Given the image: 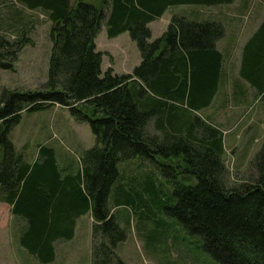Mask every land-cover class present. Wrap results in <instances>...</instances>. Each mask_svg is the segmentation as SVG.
Instances as JSON below:
<instances>
[{"label": "trees", "instance_id": "obj_1", "mask_svg": "<svg viewBox=\"0 0 264 264\" xmlns=\"http://www.w3.org/2000/svg\"><path fill=\"white\" fill-rule=\"evenodd\" d=\"M27 9L40 8L51 22L52 48L47 80L39 89H4L0 95V202L24 222L20 243L40 263L53 261L57 240H70L76 219L93 218L91 264H126L116 246L125 237L107 205L118 178V163L136 157L150 160L173 184L175 202L167 211L203 239L205 251L220 264H264V143L251 162L255 178L229 186L222 157L223 134L191 113L207 107L221 83L222 54L214 40L220 23L172 15L161 36L150 40L148 23L170 6L216 5L233 0H0ZM0 26V68H13L30 38L17 8ZM104 23L108 38L128 31L141 62L131 73L101 71L95 37ZM22 26V27H21ZM240 75L264 98V19L245 42ZM59 105L87 122L95 144L84 150L80 171L62 172L53 147L38 145L29 162L8 137L20 113ZM198 121L200 123H198ZM151 122L157 133H151ZM164 140H174L172 152ZM179 142L182 143L179 146ZM185 161L167 165L160 155ZM178 158V156H177ZM156 163V164H155ZM182 166V167H181ZM177 167L182 170L177 171ZM135 177L132 178L134 180ZM144 190H125L127 204L144 207ZM121 191V192H120ZM134 192V193H133ZM122 194V193H121ZM158 208L160 206H157ZM156 206L151 207L155 209Z\"/></svg>", "mask_w": 264, "mask_h": 264}, {"label": "rangeland", "instance_id": "obj_2", "mask_svg": "<svg viewBox=\"0 0 264 264\" xmlns=\"http://www.w3.org/2000/svg\"><path fill=\"white\" fill-rule=\"evenodd\" d=\"M245 1L247 6L257 2L235 0L239 11ZM73 2L74 0H71V3ZM14 6L21 13L19 19L25 26L23 29L28 30L26 35L30 38V43L21 49L13 68H0V95L4 89H39L47 80L52 48L51 22L45 15L31 11L20 3H12L10 7L0 3V26L9 22V17L15 15L12 14ZM204 7L206 11L214 9L212 6L198 4L170 6L161 18L152 22L150 40L162 35L172 15H181L190 20L204 19ZM242 12L243 15L238 20V29H234L237 23L225 19L228 28H225L224 40L230 42L236 33L234 37L236 46L233 50L235 60L231 63L226 62V66L230 67L228 73L231 78L238 74L239 52L250 32L246 25L255 18L248 9L245 13ZM246 21L248 22L245 23ZM241 25H245L246 28L240 30ZM8 32L11 34L10 38L16 34L15 31L7 30L6 35ZM94 42L96 50L101 53L102 74L108 68L117 75L131 73L141 62L139 49L128 31L117 37L108 38L105 25L102 23ZM226 89L227 93L217 94L210 105L203 109L191 112L178 111L191 113L193 119L196 116L200 122L206 121L222 132L224 151L221 158L226 167V181L229 186H236L255 178L251 162L264 143V98L254 99L259 94L254 95L250 90L243 95H235L233 86L230 85ZM8 137L16 153L22 155L26 162L30 163L37 157L38 145L42 144L54 148L62 172L73 173L80 171V159L83 157L84 149L90 148L95 142L89 124L77 121L67 108L58 105L39 111L23 110L18 122L11 126ZM180 144L182 145L181 142L179 146ZM163 146L166 147V151L172 152L178 145L174 140H164ZM177 156L160 155L157 159L161 163L173 166L179 159L178 162L184 166L186 162L180 155ZM181 167H177V171L182 170ZM117 168L118 178L108 195L107 205L125 235L124 239L118 242L116 252L126 264H220L205 251L201 236L188 231L176 217L168 213L167 208L175 202L173 184L166 181L150 160L142 157L123 160L118 163ZM147 177L151 178V193L144 196V207L137 208L138 202L135 197V205L127 204L123 192L120 191L122 194H118L119 183L125 190H144L146 186L141 181ZM153 205L156 206L155 209H151ZM93 223L90 212L80 216L76 220L73 239L56 241L53 262L40 263L20 243L24 222L13 216L8 206L0 204V264H91Z\"/></svg>", "mask_w": 264, "mask_h": 264}, {"label": "crops", "instance_id": "obj_3", "mask_svg": "<svg viewBox=\"0 0 264 264\" xmlns=\"http://www.w3.org/2000/svg\"><path fill=\"white\" fill-rule=\"evenodd\" d=\"M14 2L15 1H13L12 3H14ZM249 5L247 6L246 1H245L244 4L241 5V8H242L241 11H239L240 9L239 10L237 9L238 4L235 5V0H233L231 3H228V4L210 5L214 9L211 10V11H206V9L204 7V19L202 18V19L193 20V21H202V20L214 21V22L220 23L221 26H223L222 27L223 34L219 38L215 39L214 42H213L214 47L218 51H220L221 54H222V66H221V79L222 80H221L219 88H218L216 94L213 96L211 102L213 101V99H215V96L217 94H223V93L225 94V93H227L228 89H226V88H227L228 85L233 86V90H234V94L235 95H243L248 90L252 91L254 93V95H258L256 89L247 80L242 78L241 75H240V66H241V59H242L241 55H242V49H243L244 43L247 41V39L250 37V35L255 31V29L258 27V25L264 19V3H263V0H257L256 3H251ZM226 6H228L227 9H226ZM233 6H236V7H233ZM246 9L250 10L251 15L253 14L255 16V18H254L253 22H249V23H247L248 21L245 22V23H247L246 27L248 29H250V32H249L247 38L242 43L241 50L239 52L238 74H237V76L235 78H231L230 74L228 73V70H229L230 67L226 66V64H227L226 62L231 63V61L235 60V58L233 57L234 56L233 50H234V48L236 46V43L234 42L235 41L234 37H235L236 33L233 34L234 36H233L232 40H230V42H227V41L224 40L225 28L226 29L228 28V25L226 24V20L225 19H228L229 21H232V23H237L234 26V29H238V20L243 15L242 11H244V13H245ZM29 10L34 11L36 13H41V15H44V11L42 9H40V8H34V9H29ZM162 15L160 16V18L162 17ZM156 20L157 19L149 22L148 23V27L150 28L152 22H154ZM246 27H245V25H241L240 30L243 29V28H246ZM151 30L152 29L150 28V31ZM119 35H121V34H119ZM151 35H152V33H151ZM254 99L261 100L263 98H261V95H258L257 97L255 96ZM54 106H56V105H54ZM203 108H205V107H201L200 109H203ZM150 130L152 132L158 134V130L153 128L152 122H151ZM94 141H95V137H94ZM94 144H95V142H94ZM223 145H224V139H223ZM85 149H88V148H85ZM56 159H57V162H58L57 155H56ZM0 204H4V205L8 206L9 207V211H10V206L7 203L0 202ZM75 227H76V224H75ZM74 232H75V229H74ZM73 237H74V235H73ZM73 237L71 239H73ZM55 242H54V250H55V254H56ZM54 259H55V255H54ZM51 262H53V261H51Z\"/></svg>", "mask_w": 264, "mask_h": 264}, {"label": "water", "instance_id": "obj_4", "mask_svg": "<svg viewBox=\"0 0 264 264\" xmlns=\"http://www.w3.org/2000/svg\"><path fill=\"white\" fill-rule=\"evenodd\" d=\"M263 215H264V213H263Z\"/></svg>", "mask_w": 264, "mask_h": 264}]
</instances>
